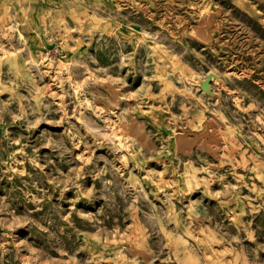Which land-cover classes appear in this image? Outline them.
<instances>
[{"label": "rangeland", "instance_id": "1", "mask_svg": "<svg viewBox=\"0 0 264 264\" xmlns=\"http://www.w3.org/2000/svg\"><path fill=\"white\" fill-rule=\"evenodd\" d=\"M0 264H264V0H0Z\"/></svg>", "mask_w": 264, "mask_h": 264}]
</instances>
